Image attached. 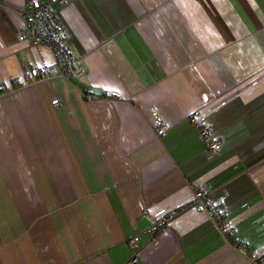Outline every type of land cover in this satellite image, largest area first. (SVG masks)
Listing matches in <instances>:
<instances>
[{"label": "crops", "instance_id": "obj_1", "mask_svg": "<svg viewBox=\"0 0 264 264\" xmlns=\"http://www.w3.org/2000/svg\"><path fill=\"white\" fill-rule=\"evenodd\" d=\"M25 4L0 0V264H128L131 238L137 264H257L264 0H52L87 75L19 88L54 61L18 41ZM200 126L223 139L218 154ZM201 186L232 242L192 204Z\"/></svg>", "mask_w": 264, "mask_h": 264}, {"label": "built area", "instance_id": "obj_2", "mask_svg": "<svg viewBox=\"0 0 264 264\" xmlns=\"http://www.w3.org/2000/svg\"><path fill=\"white\" fill-rule=\"evenodd\" d=\"M59 3L66 6L69 0H59ZM24 26L19 30L18 41L27 43L33 47L45 48L51 52L54 61L52 64L40 67L29 68L20 79L16 80L19 88L37 83L43 80L60 77L66 81H72L87 75V69L81 59L75 57L68 47L67 39L63 28L58 23L53 11L52 0H26L22 13ZM4 88L0 87V95ZM54 106H59V100H54ZM191 122L198 123L197 114L190 118ZM169 127L161 119L156 120L157 136H162ZM199 137L205 145L209 155L218 154L223 144V139L213 136L208 126L199 127ZM210 190L201 186L195 191L192 204L208 213L213 224L220 232L224 240L232 242L237 233V226L233 223L227 211L217 212L211 209ZM166 226V219L156 221L151 231L156 234L162 227ZM128 245L133 251V256L128 264H137L142 259V252L136 238L128 240ZM246 248L245 244H241ZM257 264H264V257L255 261Z\"/></svg>", "mask_w": 264, "mask_h": 264}]
</instances>
